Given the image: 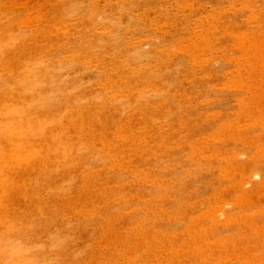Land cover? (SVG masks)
I'll return each mask as SVG.
<instances>
[{
  "label": "rangeland",
  "instance_id": "374dc122",
  "mask_svg": "<svg viewBox=\"0 0 264 264\" xmlns=\"http://www.w3.org/2000/svg\"><path fill=\"white\" fill-rule=\"evenodd\" d=\"M0 264H264V0H0Z\"/></svg>",
  "mask_w": 264,
  "mask_h": 264
},
{
  "label": "bare ground",
  "instance_id": "6f19581e",
  "mask_svg": "<svg viewBox=\"0 0 264 264\" xmlns=\"http://www.w3.org/2000/svg\"><path fill=\"white\" fill-rule=\"evenodd\" d=\"M64 31V30H63ZM242 46V45H241ZM242 125V124H241ZM236 129V128H235ZM213 136V135H212ZM260 147V146H259ZM228 168V167H227ZM239 178V177H238ZM149 181V180H148ZM244 181V180H243ZM237 183V182H236ZM248 187V186H247ZM243 201V200H242ZM229 202H231V201H229ZM240 202V201H239ZM226 203V202H225ZM231 204H232V202H231ZM221 205V204H220ZM206 212V211H205ZM209 212V211H208ZM221 214H222V212H221ZM215 216V215H214ZM226 239V238H225ZM227 260V259H226Z\"/></svg>",
  "mask_w": 264,
  "mask_h": 264
}]
</instances>
